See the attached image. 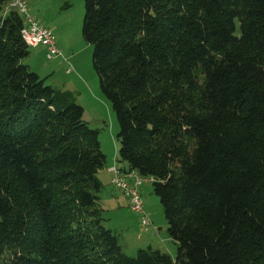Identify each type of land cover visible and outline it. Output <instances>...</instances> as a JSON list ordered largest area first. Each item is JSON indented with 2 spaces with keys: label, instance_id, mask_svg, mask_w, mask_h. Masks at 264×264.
Wrapping results in <instances>:
<instances>
[{
  "label": "trees",
  "instance_id": "trees-1",
  "mask_svg": "<svg viewBox=\"0 0 264 264\" xmlns=\"http://www.w3.org/2000/svg\"><path fill=\"white\" fill-rule=\"evenodd\" d=\"M82 1L116 162L153 178L175 255L127 256L104 226L98 130L23 62L33 47L12 11L0 19V264H264V0Z\"/></svg>",
  "mask_w": 264,
  "mask_h": 264
},
{
  "label": "rangeland",
  "instance_id": "rangeland-1",
  "mask_svg": "<svg viewBox=\"0 0 264 264\" xmlns=\"http://www.w3.org/2000/svg\"><path fill=\"white\" fill-rule=\"evenodd\" d=\"M31 2L34 9L41 11L46 19L53 22L51 28L57 37L59 48L64 56L68 57L65 58L62 55V57L47 60L44 56L38 63L31 64V69L40 77H47L46 85L69 91L72 94L74 102L83 108V121L87 125L89 124L90 128L98 130L101 151L104 154L107 153L110 160L113 159L114 162L115 157L112 158L114 147L116 155L119 147L117 142L118 124L111 105L100 91L98 76L92 68L93 48L82 37L83 1L31 0ZM33 53H35V50L30 49V55L23 62L28 64ZM67 68H70L69 73L66 72ZM152 182L153 178H149L139 188L143 209L151 223L146 232L141 229L139 231L138 216L129 211V205V209H125L126 216L120 212L115 213L116 217L122 216L121 223L115 219V215L111 210L108 213H103L105 220L108 218L107 223L104 224L105 227L109 229L111 222L117 223L112 224L115 229L116 226L119 227L115 235L118 238L119 245L122 246V252L130 257H134L139 249H146L149 246L162 251H165L164 247L168 246L171 247V250L172 246H174V250L176 249L172 240L168 237L167 222L159 198L154 195L150 186ZM100 192H102V189ZM141 192H143V197L147 198L145 202ZM120 193L127 200L123 192L120 191Z\"/></svg>",
  "mask_w": 264,
  "mask_h": 264
},
{
  "label": "built area",
  "instance_id": "built-area-1",
  "mask_svg": "<svg viewBox=\"0 0 264 264\" xmlns=\"http://www.w3.org/2000/svg\"><path fill=\"white\" fill-rule=\"evenodd\" d=\"M12 11H16L22 18L23 27L20 34L27 46L37 45L43 47L45 57L48 60L61 55L53 31L49 27L37 23L30 16L26 0H9L6 2L0 10V19ZM66 72H70V68H67ZM109 171L111 172L110 184L115 189L123 192L130 210L138 216L140 229L146 232L151 223L143 209L139 188L150 177L140 176L135 170L118 165L111 166Z\"/></svg>",
  "mask_w": 264,
  "mask_h": 264
},
{
  "label": "crops",
  "instance_id": "crops-1",
  "mask_svg": "<svg viewBox=\"0 0 264 264\" xmlns=\"http://www.w3.org/2000/svg\"><path fill=\"white\" fill-rule=\"evenodd\" d=\"M28 4H29L28 10H29L30 16L33 17L34 19H36L42 25L49 27L54 33V30L51 28V24H53V22L49 21L48 19H46L44 17V15L41 13V11H38V10L34 9L31 0H30V2H28V0H27V5ZM57 45H58V41H57ZM58 47H60V46L58 45ZM32 49L35 50V53H33V55H31L30 58H29L28 65L30 67L34 63H38V61L42 60L44 58V56H45V49L43 47L37 46V47L31 48V50ZM60 52H61V50H60ZM61 54L64 56V54L62 52H61ZM57 58H59V57H57ZM65 58H68V57H65ZM68 61H69V59H68ZM104 155L106 156L105 167L103 169L99 170L97 172V174H96V177H97L98 181L100 182L101 189H102V192L99 193L100 205L103 208L105 213H108V211L111 210L114 213V215H115L116 212H120L121 214H124L126 216L127 214H126V210L125 209H129L128 208V204H127V200L122 196L120 191H118L117 189L113 188L111 186V184H110L111 172L109 171V168L114 164L113 159L110 160V157H108L107 153L104 154ZM116 156H117L116 155V150H115V147H114V155H113L112 158L115 157V161H116ZM123 165L119 164V166H121V167ZM150 186H151V184H150ZM141 195H142L143 201L145 202L147 200V198L143 197V192H141ZM129 211H131V210L129 209ZM115 219H117V221L120 222V223L122 222V216L121 215H119L118 217H116V215H115ZM107 220H108V218H106V220H104V224L107 223L106 222ZM112 224H117V223H114V222L110 223L111 227L109 229L112 230L115 233L117 231V228L119 229V227L116 226L117 228L115 229L112 226ZM153 227L155 228L154 225H153ZM139 231H140V228H139ZM120 247H122V246L120 245ZM173 247L174 246H172V250H171L170 246L164 247L165 248V252L170 254L172 257H174V255H175V250H174Z\"/></svg>",
  "mask_w": 264,
  "mask_h": 264
},
{
  "label": "clouds",
  "instance_id": "clouds-1",
  "mask_svg": "<svg viewBox=\"0 0 264 264\" xmlns=\"http://www.w3.org/2000/svg\"><path fill=\"white\" fill-rule=\"evenodd\" d=\"M28 12H29V10H28ZM113 165H118L119 166V163H117L116 161H114V164ZM112 165V166H113ZM121 167V166H120Z\"/></svg>",
  "mask_w": 264,
  "mask_h": 264
},
{
  "label": "bare ground",
  "instance_id": "bare-ground-1",
  "mask_svg": "<svg viewBox=\"0 0 264 264\" xmlns=\"http://www.w3.org/2000/svg\"><path fill=\"white\" fill-rule=\"evenodd\" d=\"M3 18V17H2ZM38 23V22H37ZM40 24V23H39ZM42 25V24H41ZM22 38V37H21ZM23 40V39H22ZM37 45H35V46H32V47H36Z\"/></svg>",
  "mask_w": 264,
  "mask_h": 264
}]
</instances>
